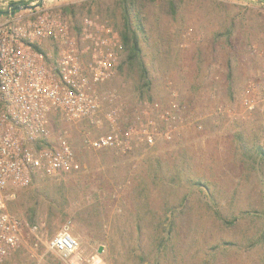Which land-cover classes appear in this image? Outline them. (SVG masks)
I'll list each match as a JSON object with an SVG mask.
<instances>
[{
    "label": "rangeland",
    "instance_id": "obj_1",
    "mask_svg": "<svg viewBox=\"0 0 264 264\" xmlns=\"http://www.w3.org/2000/svg\"><path fill=\"white\" fill-rule=\"evenodd\" d=\"M45 3L75 29L90 16L121 36L129 23L139 59L124 50L100 89L125 107L120 127L142 102L167 107L172 91L182 124L152 147L94 151L85 139L107 123L72 125L54 113L51 137L68 132L80 169L38 173L2 193L25 232L0 264H68L48 249L62 229L78 240L82 264H264V0ZM101 100L100 117L110 106Z\"/></svg>",
    "mask_w": 264,
    "mask_h": 264
},
{
    "label": "built area",
    "instance_id": "obj_2",
    "mask_svg": "<svg viewBox=\"0 0 264 264\" xmlns=\"http://www.w3.org/2000/svg\"><path fill=\"white\" fill-rule=\"evenodd\" d=\"M123 52L120 34L106 22L84 16L75 29L70 16L45 0H0V259L21 246L25 232L2 193L29 186L38 173L57 177L80 169L68 132L51 137L54 113L72 125L107 123V133L85 139L94 151L127 153L170 141L178 131L183 107L173 91L167 107L142 102L137 115L119 126L125 107L100 89L115 77ZM104 94L110 106L100 117ZM48 249L68 264H82L79 242L67 229Z\"/></svg>",
    "mask_w": 264,
    "mask_h": 264
},
{
    "label": "trees",
    "instance_id": "obj_3",
    "mask_svg": "<svg viewBox=\"0 0 264 264\" xmlns=\"http://www.w3.org/2000/svg\"><path fill=\"white\" fill-rule=\"evenodd\" d=\"M66 13V11H64ZM67 14V13H66ZM127 11L124 9V18L127 21ZM124 50L128 51L129 62H135L139 59V49L133 31L130 29L129 23H125L124 33L121 35Z\"/></svg>",
    "mask_w": 264,
    "mask_h": 264
},
{
    "label": "crops",
    "instance_id": "obj_4",
    "mask_svg": "<svg viewBox=\"0 0 264 264\" xmlns=\"http://www.w3.org/2000/svg\"><path fill=\"white\" fill-rule=\"evenodd\" d=\"M183 70H184V75H186V76H193L194 74H193V69L191 68V67H189V70H188V67L186 66H184V68H183Z\"/></svg>",
    "mask_w": 264,
    "mask_h": 264
},
{
    "label": "water",
    "instance_id": "obj_5",
    "mask_svg": "<svg viewBox=\"0 0 264 264\" xmlns=\"http://www.w3.org/2000/svg\"><path fill=\"white\" fill-rule=\"evenodd\" d=\"M101 252V249H99V253Z\"/></svg>",
    "mask_w": 264,
    "mask_h": 264
},
{
    "label": "bare ground",
    "instance_id": "obj_6",
    "mask_svg": "<svg viewBox=\"0 0 264 264\" xmlns=\"http://www.w3.org/2000/svg\"><path fill=\"white\" fill-rule=\"evenodd\" d=\"M98 261V260H97ZM96 264H98V263H96Z\"/></svg>",
    "mask_w": 264,
    "mask_h": 264
}]
</instances>
